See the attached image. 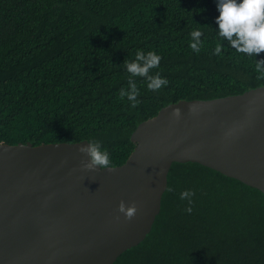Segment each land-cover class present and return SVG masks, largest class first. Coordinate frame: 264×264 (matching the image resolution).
Returning a JSON list of instances; mask_svg holds the SVG:
<instances>
[{
	"label": "trees",
	"instance_id": "trees-1",
	"mask_svg": "<svg viewBox=\"0 0 264 264\" xmlns=\"http://www.w3.org/2000/svg\"><path fill=\"white\" fill-rule=\"evenodd\" d=\"M218 17L217 0H0V144L94 141L121 166L135 148L132 133L162 108L264 86L255 71L264 53L232 49ZM193 30L203 33L199 53L189 46ZM138 50L162 57L150 74L166 87L150 91L127 72ZM130 78L136 108L119 96ZM184 191L195 192L191 214ZM115 264H264V194L203 165L174 163L152 232Z\"/></svg>",
	"mask_w": 264,
	"mask_h": 264
},
{
	"label": "water",
	"instance_id": "water-1",
	"mask_svg": "<svg viewBox=\"0 0 264 264\" xmlns=\"http://www.w3.org/2000/svg\"><path fill=\"white\" fill-rule=\"evenodd\" d=\"M131 141L123 165L95 172L81 164L88 141L0 144V264H115L152 232L174 163L203 165L264 194V86L170 104ZM121 200L137 205L131 221Z\"/></svg>",
	"mask_w": 264,
	"mask_h": 264
},
{
	"label": "clouds",
	"instance_id": "clouds-1",
	"mask_svg": "<svg viewBox=\"0 0 264 264\" xmlns=\"http://www.w3.org/2000/svg\"><path fill=\"white\" fill-rule=\"evenodd\" d=\"M217 8L219 17L216 19V23L219 25V37L226 40L232 49L241 54L256 57L260 53H264V0H217ZM190 35L192 42L189 46L193 52L199 53L203 43L201 40L203 33L200 30H193ZM222 51V45L218 43L214 55L219 56ZM161 60L162 57L155 51L145 54L142 50H138L135 60H126L123 66L131 74V77L146 78L150 91H159L168 85V80L161 78L159 73L151 75L150 72L159 67ZM255 71L259 74L258 79L264 80V60H256ZM139 95L137 84L131 78L129 79V88L121 89L119 93L121 99L127 97L132 108L139 105L140 101L137 99ZM180 114L179 108L173 112L175 117H179ZM79 152L89 157L88 162L81 161L82 167L86 171L95 172L97 169L103 171L114 167L109 152L106 149L102 150L98 142H89L88 146L80 147ZM194 195V191H184L180 194L181 200H188L189 207L185 209L188 214L193 211L191 197ZM118 211L125 216L126 220L131 221L138 208L135 202L129 206L121 200ZM118 219L119 217H117Z\"/></svg>",
	"mask_w": 264,
	"mask_h": 264
}]
</instances>
